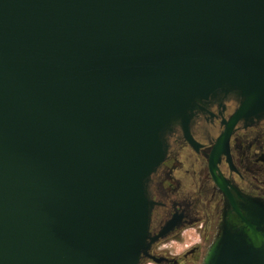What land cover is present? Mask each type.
<instances>
[{"label":"water","instance_id":"water-1","mask_svg":"<svg viewBox=\"0 0 264 264\" xmlns=\"http://www.w3.org/2000/svg\"><path fill=\"white\" fill-rule=\"evenodd\" d=\"M226 102L201 264H264V201L217 174L264 120V0H0V264L159 263L152 176Z\"/></svg>","mask_w":264,"mask_h":264},{"label":"flooded vegetation","instance_id":"flooded-vegetation-1","mask_svg":"<svg viewBox=\"0 0 264 264\" xmlns=\"http://www.w3.org/2000/svg\"><path fill=\"white\" fill-rule=\"evenodd\" d=\"M235 107L234 102L212 104L199 113L190 129L194 146L179 129L170 136L169 153L150 185L152 198L160 204L152 212L150 226L153 236L163 234L151 250L159 263L142 264H194L213 240L224 198L213 182L208 160ZM224 151L217 174L241 193L264 201V120L248 126L238 123ZM191 234L198 240H192ZM169 241L183 249L165 250Z\"/></svg>","mask_w":264,"mask_h":264},{"label":"rangeland","instance_id":"rangeland-1","mask_svg":"<svg viewBox=\"0 0 264 264\" xmlns=\"http://www.w3.org/2000/svg\"><path fill=\"white\" fill-rule=\"evenodd\" d=\"M181 160H183V159H181ZM191 236H192V238H194L192 240H194V241H197L198 240L197 236L194 237V234H191ZM164 246H165L164 249L167 250V251H170L171 253H174V252L179 253L183 249V245L182 244L181 245H177V243L175 241H169V242L165 243ZM208 246H209V244H208ZM206 250L204 251V253L202 254V256L198 260L195 261L194 264H201L202 259H203L204 255H205ZM147 264H152V263H147Z\"/></svg>","mask_w":264,"mask_h":264}]
</instances>
